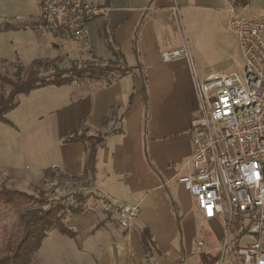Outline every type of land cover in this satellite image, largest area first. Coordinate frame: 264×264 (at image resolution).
<instances>
[{
    "label": "crops",
    "instance_id": "1",
    "mask_svg": "<svg viewBox=\"0 0 264 264\" xmlns=\"http://www.w3.org/2000/svg\"><path fill=\"white\" fill-rule=\"evenodd\" d=\"M90 1L97 13L88 22L84 51L68 32L44 31L36 17L28 29L42 40L15 48L12 58L29 64L69 48L82 60L125 72L87 73L79 81L31 91L32 121L6 117L18 159L2 160L0 168L20 173L37 191L55 173L96 189L76 212L64 213L68 234L50 233L63 264H221L224 220H202L193 197L177 181L193 153L190 120L199 110L194 76L220 72L197 74L191 58L164 55L183 45L190 53L183 15L195 32L205 12L231 9L233 1ZM27 44L31 54L24 51ZM114 203L137 207L129 228L115 223ZM198 240L204 243L200 250ZM47 254L42 251L43 259Z\"/></svg>",
    "mask_w": 264,
    "mask_h": 264
},
{
    "label": "built area",
    "instance_id": "2",
    "mask_svg": "<svg viewBox=\"0 0 264 264\" xmlns=\"http://www.w3.org/2000/svg\"><path fill=\"white\" fill-rule=\"evenodd\" d=\"M39 11L44 31L68 32L81 51L86 49L87 25L97 13L90 0H39ZM227 27L243 64L239 72L194 76L199 110L190 120L193 153L177 181L193 197L202 220L225 216L228 232L233 220L242 219L239 232L244 229L253 240L242 245V237L238 240L233 264H264V12L238 15L231 8ZM179 57L191 58L186 45L164 55ZM95 192L81 179L55 173L43 180L37 196L42 210L69 212ZM111 211L123 229L137 216V207L125 203H114ZM203 246L196 242L198 250Z\"/></svg>",
    "mask_w": 264,
    "mask_h": 264
},
{
    "label": "rangeland",
    "instance_id": "3",
    "mask_svg": "<svg viewBox=\"0 0 264 264\" xmlns=\"http://www.w3.org/2000/svg\"><path fill=\"white\" fill-rule=\"evenodd\" d=\"M231 1H233L231 8H233L234 12L238 15L249 16L260 14L264 11V0H249V5L245 9L238 6L236 7L234 5L235 0H230V2ZM229 10L230 9L227 10V7H223L215 11L205 12V19L203 22L196 25L195 32L194 30L189 31L190 25L187 24L184 15L181 18V25L184 28V35H186L185 37L189 41V54L197 74L211 71L220 73L230 71L239 72L241 69L243 63L239 48L235 37L227 27L230 14ZM37 12H39L37 0H0V27H2V29L3 27H10V29L0 31V74L6 75L10 79L16 80L13 75L18 73L16 68L19 66V64L23 66L29 65L16 62V57L12 58L13 56H16L13 54L15 48L23 47L24 43L32 41L35 42L36 38L41 39V37L37 36L35 31H33L31 28L28 29V26H31L36 17H38L36 15ZM24 49L26 54H31L28 44L25 45ZM41 49L46 50L48 48L46 46H42ZM69 51V48H65L63 51L60 49V51L57 53V57L53 59H40L39 61L42 62V67L45 69L44 71L47 70L50 72L52 70V64L62 67L73 62L76 63V66L81 69V72L73 77V81H79L81 78L86 76L87 73L91 75L90 72L97 73L99 71L95 69H102L103 67L109 66L91 63L87 61L86 58L82 60V58L77 54L74 56H69ZM10 57L12 60H6ZM56 58L60 59L62 62L60 63V61H56ZM23 60H25V58H23ZM111 67H113V65ZM93 70H95V72ZM24 77L25 76L22 75V79H24ZM31 93L36 94V92L33 90ZM31 93L29 94L30 96L27 97H22L23 95H19L18 99L22 100L19 101L20 103L17 105L18 108L16 107V109H13V111L8 112L5 117L12 119L16 123L20 122L22 124H29L34 118V109L31 104L34 94ZM13 131L14 129L12 127L0 122V162L6 159L11 163H14L18 159L17 154L14 153L12 143V140L15 139V134ZM27 181L28 179L25 180L23 175L20 173L17 174L16 171H7L0 168V190H17L37 197L36 185L32 186ZM33 207L34 205H28L22 206L18 209H0V256L4 252L3 250L5 244L7 242L16 241L20 235L21 229L16 223L17 215L20 212H25L27 209H32ZM220 219L222 221L224 220L223 243L222 246L219 247L221 251L220 262L221 264H233V259L237 257L234 254L235 239L233 233L231 232H239V229L243 227L242 219L233 220L228 232L226 231L225 227V220H227V218L222 216ZM65 222V217H63L62 223L64 226ZM203 226V230H205L204 232L207 233L208 231L205 229V224ZM54 231L51 230L47 234V238L42 241L39 250L32 255L31 264H63V262L60 261L61 256L58 255V252L61 250V248L50 243L51 239L49 238L52 237L50 233ZM252 240L253 238L251 236L244 235L240 242L242 245L245 242ZM149 242L150 241H148V245ZM52 250L53 254L57 255L55 257L53 256L54 259L51 258ZM42 251L48 252V259H43Z\"/></svg>",
    "mask_w": 264,
    "mask_h": 264
},
{
    "label": "trees",
    "instance_id": "4",
    "mask_svg": "<svg viewBox=\"0 0 264 264\" xmlns=\"http://www.w3.org/2000/svg\"><path fill=\"white\" fill-rule=\"evenodd\" d=\"M248 1L249 0H235L234 5L236 7H245ZM7 29H10V27H3V29L0 27V31ZM55 60L60 61L58 58ZM16 62L20 63L18 58H16ZM61 62L62 61H60V63ZM16 69L18 73L13 75L16 80L0 74V122L3 124H9L5 115L17 107L19 95L26 96L32 90L48 85L60 87L69 84L73 81V77L81 72V69L73 62L62 67L52 64V70L50 72L47 70L44 71L45 69L42 67V62L39 60L31 61L28 66L19 64ZM95 70H99L100 73L118 71L123 74L125 72L124 69H116L111 66H106L102 69L97 68ZM95 70L93 71L95 72ZM90 73L92 74V72ZM22 75L25 76L24 79H22ZM142 92L144 95V87ZM69 140H73V136ZM90 157L94 160L92 154ZM92 160L88 159L86 164L88 170L93 168ZM28 205H34V207L32 209H27L25 212H20L17 215L16 223L21 229L20 235L16 241L7 242L5 244L4 252L0 256V264H31L32 255L39 250L42 241L51 230H57L64 235L68 234L67 226H64L62 223L64 211H60L59 209L44 211L41 209V200L38 196L34 197L17 190H0L1 210H6L8 208L18 209ZM70 212H76V210H70ZM235 232L232 231L231 233H233L236 246L238 240L246 235V231L242 229L240 232Z\"/></svg>",
    "mask_w": 264,
    "mask_h": 264
}]
</instances>
